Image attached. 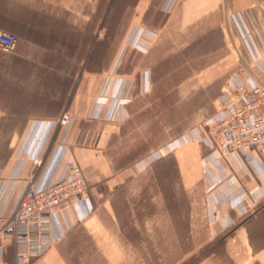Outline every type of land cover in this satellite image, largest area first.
<instances>
[{
  "label": "rangeland",
  "instance_id": "rangeland-1",
  "mask_svg": "<svg viewBox=\"0 0 264 264\" xmlns=\"http://www.w3.org/2000/svg\"><path fill=\"white\" fill-rule=\"evenodd\" d=\"M162 2L76 3L84 15L94 12V18L80 19L83 28L94 25V48L83 50L85 65L77 73L94 71L105 78L119 74L129 81L118 129L103 149L117 181L115 186L94 185L93 214L85 226L92 235L115 236L118 255L111 258L117 264H237L225 255L236 240L244 243V256L248 245L251 252L264 245V199L260 208H250L222 226L206 244L215 231L208 225L212 214L204 202L209 183L202 189L204 177L198 175L210 171L217 184L231 177L241 179L237 196H229L235 201L231 204L249 201L246 182L253 168L241 163L242 176V168L228 155L245 153L210 148L207 123L219 115L223 90L233 91L249 80L264 88V0H175L169 11ZM11 3L0 0V13L10 12ZM50 5L45 1L44 12L54 11ZM37 35L41 34H34L36 40ZM71 52L73 56L74 50H67L68 55ZM0 53L8 52L0 49ZM79 83L62 81L61 91L68 84L73 92ZM107 83H100L101 96ZM11 115L4 114L0 123V164L19 142L10 146L15 122ZM169 150L179 155V169L172 157L154 161ZM254 150L260 149L247 154ZM220 164L227 173L218 169ZM69 233L72 248L65 251L67 264H108V258L93 250L82 224H75Z\"/></svg>",
  "mask_w": 264,
  "mask_h": 264
},
{
  "label": "crops",
  "instance_id": "crops-1",
  "mask_svg": "<svg viewBox=\"0 0 264 264\" xmlns=\"http://www.w3.org/2000/svg\"><path fill=\"white\" fill-rule=\"evenodd\" d=\"M45 1H50L51 7L48 8H54L52 13L44 12ZM64 1L67 3L62 4V0H11L10 12L0 13V30L18 35L15 50L0 53V123L4 114H12L9 119L15 122L10 127V146L19 141L6 163L0 164V214H10L14 208L23 191L26 174L34 168L35 159H42L37 168V180L43 185L66 175L70 163L76 162L90 185L88 200L56 211L49 225V238L53 243L40 260L31 264H67L65 251L72 248L69 231L75 224L85 227L98 256L108 258V264H117L111 258L118 255L114 248V245L118 247L115 236L109 232L92 235L85 225L91 223L93 209L89 211V206L93 204L94 185L112 183L115 186L117 181L103 149L110 144L109 139L118 129L122 99L129 93V81L119 74L105 78L94 71L77 73L78 67L82 69L85 65L83 50L94 48V25L92 23L89 28L87 24L83 28L80 19L84 16L94 18V12L92 9L90 14L84 15L82 7L76 6L83 0ZM174 1L163 0L162 6L169 11ZM33 14L35 17H32ZM34 34H41L37 35L38 40ZM69 49L74 50L73 56L72 52L68 55ZM73 60L77 61L75 66ZM76 79L80 82L78 88L69 91L67 84L61 91L62 81ZM103 80L108 83L105 95L101 96L100 83ZM4 82L15 84L5 85ZM65 110L72 119L70 124L57 125L55 122ZM96 127L99 131L95 133L93 130ZM247 153L228 155L236 165L241 167V163L246 161L253 168L252 178L246 177L249 201L244 199L234 206L231 204L235 201L229 196L240 189L243 183L238 181L241 182V179L237 181V177H231L217 184L210 171L198 175L204 177L202 189L209 183L204 202L212 214L208 225L215 231L206 244L222 226L230 225L250 208L261 207L264 199V146L261 150ZM169 157L176 161L179 169V155L172 150L154 161L161 162ZM241 168L239 171L243 176L244 169ZM218 169L223 173L228 170L223 164ZM243 245L241 240H236L225 255H230L237 264H251V261L264 264V245L253 252L248 245L247 256L243 254ZM0 264H15V247L12 244L0 247Z\"/></svg>",
  "mask_w": 264,
  "mask_h": 264
},
{
  "label": "built area",
  "instance_id": "built-area-1",
  "mask_svg": "<svg viewBox=\"0 0 264 264\" xmlns=\"http://www.w3.org/2000/svg\"><path fill=\"white\" fill-rule=\"evenodd\" d=\"M18 36L0 30V49L13 52ZM233 91L223 90L218 101L219 115L207 123L210 148L225 152L246 153L264 146V88L249 80ZM69 115L62 113L56 124L66 126ZM42 159L26 174L25 184L10 214H0V247H15V264L40 260L51 247L49 225L57 210L78 201L88 200V183L81 168L71 162L68 173L50 184H39L37 168ZM90 209V206H89Z\"/></svg>",
  "mask_w": 264,
  "mask_h": 264
}]
</instances>
